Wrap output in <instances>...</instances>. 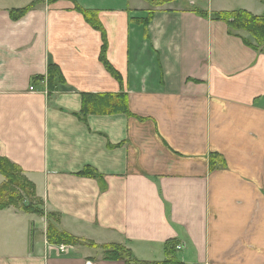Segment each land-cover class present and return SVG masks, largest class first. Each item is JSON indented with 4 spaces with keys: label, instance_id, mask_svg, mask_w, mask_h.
I'll list each match as a JSON object with an SVG mask.
<instances>
[{
    "label": "crops",
    "instance_id": "0c3cea01",
    "mask_svg": "<svg viewBox=\"0 0 264 264\" xmlns=\"http://www.w3.org/2000/svg\"><path fill=\"white\" fill-rule=\"evenodd\" d=\"M161 1L0 0V156L76 238L144 262L176 243L182 264H264V47L214 17H262L264 0ZM49 65L63 76L53 92L35 82ZM110 97L125 109L104 111ZM46 228L1 211L0 264H125L60 254Z\"/></svg>",
    "mask_w": 264,
    "mask_h": 264
},
{
    "label": "trees",
    "instance_id": "16d2710c",
    "mask_svg": "<svg viewBox=\"0 0 264 264\" xmlns=\"http://www.w3.org/2000/svg\"><path fill=\"white\" fill-rule=\"evenodd\" d=\"M57 0H49L50 3H55ZM170 0H162V3H166ZM36 5L32 4L21 10H13L11 12L12 19L18 20L24 17L31 9L35 8ZM80 10V9H79ZM84 15L87 22L95 29L102 33L103 37V47L100 54V62L103 64L106 71L115 79L120 80L119 73L114 69L107 59V49L108 44L106 40V35L102 26L100 25L97 18L94 16V12L88 10H80ZM215 19L223 20L228 23L230 28L235 31H246L250 34L251 39L254 40L256 45H253L251 42H247L250 46L255 49H260L264 47V15L262 17H255L245 11H235L231 13H216L214 15ZM148 22V19L145 20ZM47 81V86L49 92H53L58 88V84L63 83V76L60 69L56 65H49L47 77H38L35 82H44ZM121 96V95H119ZM86 98V97H85ZM93 98V97H92ZM98 99L97 101L103 105L107 103V100ZM114 99L115 97H110ZM120 99V98H119ZM117 99H114V104H111L109 109H104V111H113V113H119L125 109V104L120 99V102H116ZM118 103V104H117ZM108 104V103H107ZM117 104V105H116ZM104 108V107H103ZM89 108H85L84 113L89 112ZM96 111H103L96 107ZM213 162V159L211 160ZM16 171L23 173L22 169L17 165L11 163L7 159L0 156V174L4 177L5 181L0 186V211L15 208L21 210L27 214H35L38 216H44L43 210L39 206H43L41 201L36 203L35 199V186L28 179H21L17 175ZM8 186H15L19 191L13 193H7ZM51 218V217H50ZM53 223V222H52ZM49 222L47 230V240L50 244L59 245V246H89L94 249H102L104 260L108 261H123L125 264H182L178 262L175 258L176 253V243L166 246L167 259L162 262H144L138 261L132 254L129 249H126L120 245H104L99 246L95 243L85 241L79 238H76L64 231H60L56 225Z\"/></svg>",
    "mask_w": 264,
    "mask_h": 264
},
{
    "label": "rangeland",
    "instance_id": "374dc122",
    "mask_svg": "<svg viewBox=\"0 0 264 264\" xmlns=\"http://www.w3.org/2000/svg\"><path fill=\"white\" fill-rule=\"evenodd\" d=\"M95 3H97V2H99V1H104V0H93ZM253 40V39H252ZM254 41V40H253ZM31 91H32V88L30 89ZM16 173H17V175L19 176V178H21V179H24V178H26V176L24 175V173H20V172H18V171H16ZM27 179V178H26ZM5 181V180H4ZM32 183V182H31ZM34 185V184H33ZM16 191H19V189L18 188H16L15 186H8L7 187V193L9 194V193H13V192H16ZM35 199H34V201L36 202V203H39L40 202V199L37 197V192H36V187H35ZM0 199H2V198H0ZM40 208H42V206H39ZM20 212H22V213H24L23 211H21V210H19ZM1 212V211H0ZM43 212H44V216H38V215H36V216H38V217H42V218H45L46 219V222H47V228H46V234H47V230H48V224H49V222L50 223H54L55 225H58L57 224V222L58 221H60V219L58 218V216L56 215V213H53V212H45L44 210H43ZM25 214H27V213H25ZM33 215H35V214H33ZM51 217V218H50ZM52 223V224H53ZM70 247H73V246H60V247H58V249H60L59 250V252H60V254H64V255H68L69 253H70ZM74 247H77V246H74ZM85 247H89V246H85ZM89 248H91V247H89ZM102 253H103V250L102 249H99ZM101 252H94L93 254H97V253H101ZM102 257L103 258H106L105 256H104V253L102 254Z\"/></svg>",
    "mask_w": 264,
    "mask_h": 264
},
{
    "label": "built area",
    "instance_id": "2783aa9c",
    "mask_svg": "<svg viewBox=\"0 0 264 264\" xmlns=\"http://www.w3.org/2000/svg\"><path fill=\"white\" fill-rule=\"evenodd\" d=\"M32 90H33V88H32ZM177 249H180V247H178Z\"/></svg>",
    "mask_w": 264,
    "mask_h": 264
}]
</instances>
